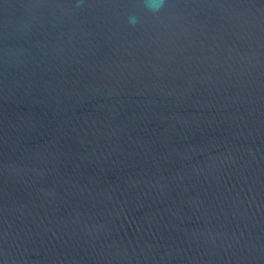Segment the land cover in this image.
I'll return each instance as SVG.
<instances>
[{"label":"water","instance_id":"95a60500","mask_svg":"<svg viewBox=\"0 0 264 264\" xmlns=\"http://www.w3.org/2000/svg\"><path fill=\"white\" fill-rule=\"evenodd\" d=\"M0 264H264V0H0Z\"/></svg>","mask_w":264,"mask_h":264},{"label":"clouds","instance_id":"9594fccd","mask_svg":"<svg viewBox=\"0 0 264 264\" xmlns=\"http://www.w3.org/2000/svg\"><path fill=\"white\" fill-rule=\"evenodd\" d=\"M166 0H145L146 3V7L152 11L153 13H157L160 11V9L164 6ZM128 22L130 24H136L137 21V17L134 15H130L128 17Z\"/></svg>","mask_w":264,"mask_h":264}]
</instances>
